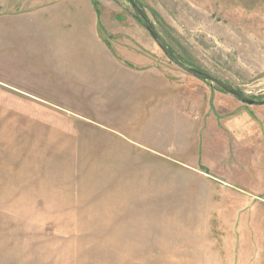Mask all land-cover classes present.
Instances as JSON below:
<instances>
[{
  "label": "rangeland",
  "instance_id": "rangeland-1",
  "mask_svg": "<svg viewBox=\"0 0 264 264\" xmlns=\"http://www.w3.org/2000/svg\"><path fill=\"white\" fill-rule=\"evenodd\" d=\"M40 1L0 0V17L13 15L19 28ZM134 2L187 67L264 101V0ZM93 5L100 38L121 60L173 83L193 81L128 0ZM91 101L80 99L76 115L94 122H72L23 113L32 102L0 87V264H264V241L247 238L246 211L230 208L234 197L218 182L144 152L102 161L101 108ZM145 122L143 113L136 125ZM248 213H260L254 230L263 238L264 207Z\"/></svg>",
  "mask_w": 264,
  "mask_h": 264
},
{
  "label": "crops",
  "instance_id": "crops-1",
  "mask_svg": "<svg viewBox=\"0 0 264 264\" xmlns=\"http://www.w3.org/2000/svg\"><path fill=\"white\" fill-rule=\"evenodd\" d=\"M21 16L19 28L13 15L0 17V87L32 102L23 113H64L77 122L79 100L94 99L86 104L101 108L102 161L144 152L200 171L233 195L230 208L246 211L247 238L264 241L254 230L260 213H248L264 207V104L245 105L195 77L173 83L121 60L99 36L93 0H41Z\"/></svg>",
  "mask_w": 264,
  "mask_h": 264
},
{
  "label": "water",
  "instance_id": "water-1",
  "mask_svg": "<svg viewBox=\"0 0 264 264\" xmlns=\"http://www.w3.org/2000/svg\"><path fill=\"white\" fill-rule=\"evenodd\" d=\"M131 7L133 8V10L139 15V17L144 21L145 23V28L147 29V31L149 32V34L151 35V37L154 39V41L157 43V45L160 47V49L165 53V55L168 57V59L174 63L175 65H177L179 68H181L183 71H185L186 73H188L189 75L205 81V82H209L212 84H216L218 87H220L224 92H226L227 94L236 97L237 99H239L242 103L249 105V106H253V105H257V104H264L263 102H257L254 100H250L247 99L245 97L242 96L241 93H239L236 89L228 86L227 84L221 82L218 79H215L214 77L200 72L198 70L189 68L187 66H185L181 61H179L172 53L171 51L168 49V47L166 46V44L163 42V40L161 39V37L159 36V34L157 33V31L155 30L154 26L152 25V23L150 22V20L148 19L146 13L139 7L137 6V4L134 2V0H128Z\"/></svg>",
  "mask_w": 264,
  "mask_h": 264
},
{
  "label": "trees",
  "instance_id": "trees-1",
  "mask_svg": "<svg viewBox=\"0 0 264 264\" xmlns=\"http://www.w3.org/2000/svg\"><path fill=\"white\" fill-rule=\"evenodd\" d=\"M179 61H181V60H179ZM183 63V62H182ZM184 65H185V63H183ZM186 66V65H185Z\"/></svg>",
  "mask_w": 264,
  "mask_h": 264
}]
</instances>
